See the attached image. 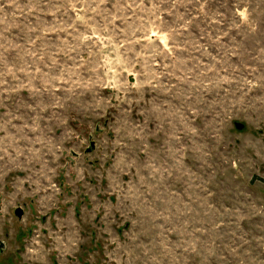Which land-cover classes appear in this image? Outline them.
Masks as SVG:
<instances>
[{"label": "rangeland", "instance_id": "obj_1", "mask_svg": "<svg viewBox=\"0 0 264 264\" xmlns=\"http://www.w3.org/2000/svg\"><path fill=\"white\" fill-rule=\"evenodd\" d=\"M0 264H264V0H0Z\"/></svg>", "mask_w": 264, "mask_h": 264}, {"label": "water", "instance_id": "obj_2", "mask_svg": "<svg viewBox=\"0 0 264 264\" xmlns=\"http://www.w3.org/2000/svg\"><path fill=\"white\" fill-rule=\"evenodd\" d=\"M237 126H238V128H240V129L243 128L242 125L237 124ZM17 214H18L19 217H21V216L23 215V212L20 211V210H17Z\"/></svg>", "mask_w": 264, "mask_h": 264}, {"label": "flooded vegetation", "instance_id": "obj_3", "mask_svg": "<svg viewBox=\"0 0 264 264\" xmlns=\"http://www.w3.org/2000/svg\"><path fill=\"white\" fill-rule=\"evenodd\" d=\"M18 215V214H17Z\"/></svg>", "mask_w": 264, "mask_h": 264}]
</instances>
